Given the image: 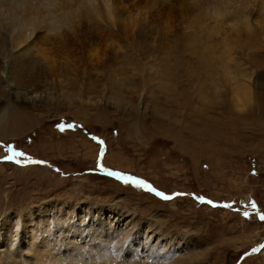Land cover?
Returning a JSON list of instances; mask_svg holds the SVG:
<instances>
[{
    "label": "rangeland",
    "instance_id": "obj_1",
    "mask_svg": "<svg viewBox=\"0 0 264 264\" xmlns=\"http://www.w3.org/2000/svg\"><path fill=\"white\" fill-rule=\"evenodd\" d=\"M109 1L22 63L0 33V224L60 264H264V0Z\"/></svg>",
    "mask_w": 264,
    "mask_h": 264
},
{
    "label": "bare ground",
    "instance_id": "obj_2",
    "mask_svg": "<svg viewBox=\"0 0 264 264\" xmlns=\"http://www.w3.org/2000/svg\"><path fill=\"white\" fill-rule=\"evenodd\" d=\"M103 1L108 10L107 14L111 15L110 1ZM101 11L102 0H0V33L10 37V44L14 50H21L22 63L24 55H31L28 53L31 49L34 51L36 45L45 44L40 41L42 32L59 33L64 28L68 32L77 33L83 27L82 19L85 18L88 21L93 15L101 18ZM51 36L53 35L51 34ZM58 40L56 39V41ZM30 61L32 60L29 59V63H31ZM115 210L114 208L113 211L115 212ZM115 221L117 222L119 219ZM40 224V221L32 226L26 224L21 231L22 235L10 224H0V261L4 258L3 264H7L8 259L12 258L15 260V264H60L61 256L57 255L56 248L61 243L62 234L48 240L45 246H42L38 241L36 230L39 229ZM64 233H66L67 243L80 251L84 250L82 252L86 251L84 244L74 237L71 230L64 231ZM49 246L52 248L46 250ZM79 253L81 254V252ZM84 258L83 253L80 264H90L87 258L86 260Z\"/></svg>",
    "mask_w": 264,
    "mask_h": 264
},
{
    "label": "snow or ice",
    "instance_id": "obj_3",
    "mask_svg": "<svg viewBox=\"0 0 264 264\" xmlns=\"http://www.w3.org/2000/svg\"><path fill=\"white\" fill-rule=\"evenodd\" d=\"M93 139H95V137H93ZM100 143L103 144L102 141H100ZM7 150H8V152L11 153V155L7 156L6 159L8 161L15 162L16 164H20L21 161H20V159H18V157H23L24 156V153L14 151L11 147H8ZM101 154H103V148H101ZM28 162L31 163V164H40V165H43L44 164L43 161H38V160H29ZM98 167L100 168V170L104 174H106L108 176L115 177L117 180L122 181L126 185H131V186H134L136 188H141V189H144L145 191L154 193L161 200L169 201V200H172L173 199L172 196L165 195L163 192H158L155 188H153L151 186V184H149V183H147V182H145V181H143L141 179L135 178V177H133L131 175H126V174H122V173L108 171V170H106V169L103 168V165L102 164H98ZM57 171H59V169H57ZM177 195H183V194L178 193ZM197 199L201 203H207V204H209V205H211L213 207H217L218 206L217 204H215L214 202H212L210 200L205 201L202 197H197ZM223 207H230V205H223ZM252 207L255 208L256 205L253 203ZM244 215H245L246 218L248 217V213H244ZM259 219L261 221H264V215H261L259 217ZM261 247H264V246H261ZM252 251L253 252H258L259 249H253Z\"/></svg>",
    "mask_w": 264,
    "mask_h": 264
}]
</instances>
